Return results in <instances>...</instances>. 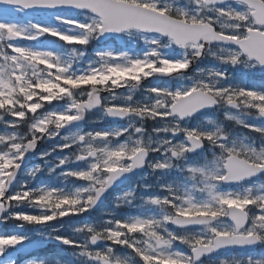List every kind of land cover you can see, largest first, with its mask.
Wrapping results in <instances>:
<instances>
[{
	"label": "snow or ice",
	"instance_id": "6c2138e0",
	"mask_svg": "<svg viewBox=\"0 0 264 264\" xmlns=\"http://www.w3.org/2000/svg\"><path fill=\"white\" fill-rule=\"evenodd\" d=\"M261 177L264 0H0V264H264Z\"/></svg>",
	"mask_w": 264,
	"mask_h": 264
},
{
	"label": "rangeland",
	"instance_id": "374dc122",
	"mask_svg": "<svg viewBox=\"0 0 264 264\" xmlns=\"http://www.w3.org/2000/svg\"><path fill=\"white\" fill-rule=\"evenodd\" d=\"M210 61H203V62H201L200 64H198V65H196L188 74L189 75H191V74H193V72H195V70H196V68L200 65V67H205V66H210ZM139 98H140V96H139ZM99 113L98 112H93V113H90V115H88V118H87V120L82 124V127L85 129V130H88V129H90V128H93V127H104V126H100L102 123H107V124H110L109 123V121L110 120H104V121H102L101 123H99V124H91V123H89V121H92V120H96V119H98V117H99ZM209 116H213V117H215V118H219V119H223V115H222V113H209ZM118 123H120V122H117V123H115L114 124V126H106V127H115V126H118ZM226 123H228L229 124V126L230 127H234L235 128V130L236 131H243L242 129H240L239 128V126H234V125H232L230 122H226ZM99 125V126H98ZM154 126V122H152V121H147V122H145V127L150 131L151 130V128ZM259 142V141H258ZM51 142H47V141H45V142H42L41 143V149H40V151L39 152H42V151H45V150H50V148H51ZM38 152V153H39ZM53 155H56L55 153L53 154ZM41 163V161L38 159V156L32 161V164L30 165V167L31 166H33V165H35V164H40ZM147 171H149L148 169H147ZM147 177L146 179H142L143 177ZM24 178L22 177L21 178V180H23ZM40 179H41V181L40 182H44V183H46L47 182V180L49 179V177L47 176V175H44V176H42V177H40ZM153 181H154V177H152V176H150V175H147V173H145L144 174V176H141L139 179H137L136 181H134L133 183H131L128 187H126L125 189H123V190H126V189H130V188H132V186H134V185H136V184H139V183H144V184H151V183H153ZM257 183H264V179H257V181H256ZM33 183H36V181H33ZM122 190V191H123ZM118 194H122V192H120V193H118ZM112 207V198L111 197H109V200H108V202L106 203V205L103 207V209L100 211H98V212H96V214H93L91 217H90V220H92V221H94V220H96V219H98L102 214H104L106 211H108L110 208ZM28 211H33V210H31V209H29ZM2 230H1V232L0 233H3V232H11V231H14V230H17V231H19V230H21V229H16L15 228V225H14V223H6V224H3V226H2ZM23 230H25V231H32L33 229L30 227V226H27V225H25V228L23 229ZM48 245V244H47ZM49 245H51L52 247H51V250L53 251V249H54V245H52V244H49ZM262 250L261 249H257V254L259 255L260 254V252H261ZM66 255V254H65ZM230 255V254H229ZM229 255H222V256H216V258H222V257H226V256H229Z\"/></svg>",
	"mask_w": 264,
	"mask_h": 264
},
{
	"label": "water",
	"instance_id": "95a60500",
	"mask_svg": "<svg viewBox=\"0 0 264 264\" xmlns=\"http://www.w3.org/2000/svg\"><path fill=\"white\" fill-rule=\"evenodd\" d=\"M193 67H194V66H193ZM192 69H193V68H192ZM192 69H191V70H192ZM191 70H190V71H191ZM190 71H189V72H190ZM102 95H103V93H102ZM39 147H40V145H38L37 149L34 150V153H37V152H38ZM33 158H34V157H33ZM33 158L28 162V165H29V163L33 160ZM28 165H27V166H28ZM140 170H141V169H140ZM140 170H138V171L135 172L134 174L138 173ZM134 174L129 175L127 178H122V183H120V185H122L125 181H127V180H128L130 177H132V175H134ZM120 185H119V186H120ZM98 207H99V206H98ZM98 207H97V208H98ZM97 208H96V209H97ZM96 209H95V210H96ZM95 210H94V211H95ZM2 225H3V224H0V228L2 227ZM219 253H222V252H219Z\"/></svg>",
	"mask_w": 264,
	"mask_h": 264
},
{
	"label": "flooded vegetation",
	"instance_id": "af4514ba",
	"mask_svg": "<svg viewBox=\"0 0 264 264\" xmlns=\"http://www.w3.org/2000/svg\"><path fill=\"white\" fill-rule=\"evenodd\" d=\"M198 67H200V65H199ZM172 83L175 84V81H173ZM139 96H140V95L138 94V95H137V98H138V99H139ZM140 98H141V97H140ZM111 125H113V124H111ZM146 172H147V171H144L141 175H144ZM141 175H140V176H141ZM140 176H139V178H140ZM139 178H138V179H139ZM262 179H264V178H262Z\"/></svg>",
	"mask_w": 264,
	"mask_h": 264
}]
</instances>
